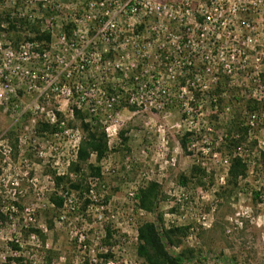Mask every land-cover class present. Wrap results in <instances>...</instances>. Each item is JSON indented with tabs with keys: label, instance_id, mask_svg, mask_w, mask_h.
<instances>
[{
	"label": "rangeland",
	"instance_id": "1",
	"mask_svg": "<svg viewBox=\"0 0 264 264\" xmlns=\"http://www.w3.org/2000/svg\"><path fill=\"white\" fill-rule=\"evenodd\" d=\"M125 1L0 0V264H144L145 221L184 229L170 251L192 249L186 264H264V0H140L135 17L120 14ZM14 19L40 23L50 43L12 44ZM220 82L226 92L211 98ZM249 99L263 103L256 118ZM77 112L108 141L90 158L102 179L82 172L89 192L55 181L78 179ZM239 113L251 130L233 152L247 164L234 185L222 146ZM149 183L160 186L154 213L136 199Z\"/></svg>",
	"mask_w": 264,
	"mask_h": 264
},
{
	"label": "trees",
	"instance_id": "2",
	"mask_svg": "<svg viewBox=\"0 0 264 264\" xmlns=\"http://www.w3.org/2000/svg\"><path fill=\"white\" fill-rule=\"evenodd\" d=\"M251 19V16H248L246 21ZM70 29V27L66 28L68 33H70ZM5 32L8 41L14 45H19V43L22 42H29L33 46L44 48L45 45L50 43V34L41 29L40 23L34 24L29 22L28 19L8 20V26ZM258 80L264 87V72L258 75ZM225 92V86L220 82L210 92V96L211 98L215 97L219 99ZM243 107L250 117L256 118V115L262 111L263 103L249 99L244 102ZM77 116L81 119L84 137L79 143L76 160L69 164L68 173L76 175L78 179L72 182L69 180L68 176H65L55 178V181L58 185L68 181L70 189L75 192H89L92 182L102 179L101 169L91 164L90 158L91 156H95L96 162H100L107 153L108 141L105 130L100 126L97 119H94V123H91L87 120L88 116L80 114L79 112H77ZM249 123L251 122L246 121L242 113L234 115L227 126V133L222 146L225 153L230 158L229 176L233 180L234 185H236L237 181L247 173V164L238 156H234L233 152L241 147L242 144L246 143L248 133L251 130ZM261 123L260 129L264 131V121ZM38 128L40 132L46 131L56 133L58 131L56 125L43 124ZM188 138L189 135L187 134L181 139L180 144L183 150L187 149ZM261 157L264 159L263 153ZM84 169H86V176L92 182L87 183L82 178V176H84L82 174ZM204 176V171L196 167L192 169L191 178L195 180L198 185L202 184V178ZM187 181L188 178L185 176L180 177V183L182 185H186ZM159 189L160 186L157 183H149L146 187L139 189L136 199L140 210L146 213H154L156 211L155 208ZM53 201L57 205H60V201ZM182 231H184V229L161 231L159 226L154 222L145 221L141 223L137 228V256L143 260L144 264H186L192 262L194 259H197L192 249L185 247L178 253H172L170 251L173 248L180 247L182 243L181 238L184 237ZM211 260L221 264H232L230 260L223 256H214Z\"/></svg>",
	"mask_w": 264,
	"mask_h": 264
},
{
	"label": "built area",
	"instance_id": "3",
	"mask_svg": "<svg viewBox=\"0 0 264 264\" xmlns=\"http://www.w3.org/2000/svg\"><path fill=\"white\" fill-rule=\"evenodd\" d=\"M140 0H126L125 3L121 6L120 8V14H128L129 16L131 17H135L136 15L139 14L140 12V3H139ZM101 6H104V4H101ZM105 17H107L108 15V12L104 13ZM105 19V18H104ZM111 26L113 24H111V21L108 19L106 21V24H105V27H108V26ZM98 33H103V31H99ZM86 66V64H82L81 65V69H83L84 67ZM68 201L70 202V198H68Z\"/></svg>",
	"mask_w": 264,
	"mask_h": 264
}]
</instances>
